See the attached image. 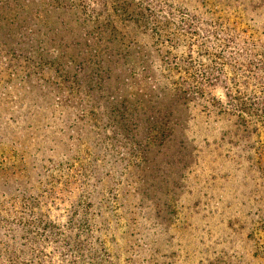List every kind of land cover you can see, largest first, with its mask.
Wrapping results in <instances>:
<instances>
[{
	"label": "rangeland",
	"instance_id": "1",
	"mask_svg": "<svg viewBox=\"0 0 264 264\" xmlns=\"http://www.w3.org/2000/svg\"><path fill=\"white\" fill-rule=\"evenodd\" d=\"M148 1L187 34L174 54L225 67L209 96L246 105L164 110L177 128L151 142L138 116L115 136V82L72 97L0 37V264H264V0ZM205 49L221 61L197 63Z\"/></svg>",
	"mask_w": 264,
	"mask_h": 264
},
{
	"label": "trees",
	"instance_id": "2",
	"mask_svg": "<svg viewBox=\"0 0 264 264\" xmlns=\"http://www.w3.org/2000/svg\"><path fill=\"white\" fill-rule=\"evenodd\" d=\"M166 8L159 1L151 5L148 0H0V37L14 44L21 41L24 45L19 47L20 52L36 57L41 71L54 73L51 80L57 91L70 85L65 90H70L72 97L82 94L81 89L86 93V86L99 88L115 82L123 92L113 99L118 107L108 111L112 134L131 132L126 124L139 116L145 119H139L135 130L142 124L151 142L157 134L165 135L177 128L171 120L172 116L177 118L176 113L166 115L164 110L200 103L205 110L210 109L209 113H225L246 105L238 102L223 108L221 101L209 96L210 86L226 77L225 67L201 71L188 61H195L193 50L186 58L174 54L187 34L180 22H174L173 10ZM175 24L177 29L172 31ZM190 35L194 37V33ZM208 51L196 57V62L200 63L201 58L209 63L213 58L221 61L220 55L215 57ZM240 56L231 63L251 74L249 69L254 67ZM226 89V98L235 103L232 91ZM130 101L137 104L134 110L126 105ZM244 108L242 114L253 112ZM111 113H116L115 117ZM159 115H163L161 120ZM258 122L264 127V120ZM7 260L9 264H28L13 252Z\"/></svg>",
	"mask_w": 264,
	"mask_h": 264
}]
</instances>
